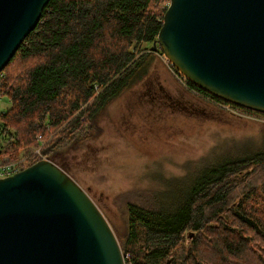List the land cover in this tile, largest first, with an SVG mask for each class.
<instances>
[{"label":"trees","instance_id":"1","mask_svg":"<svg viewBox=\"0 0 264 264\" xmlns=\"http://www.w3.org/2000/svg\"><path fill=\"white\" fill-rule=\"evenodd\" d=\"M168 2L50 0L0 71V95L10 101L0 112V163L25 158L28 166L40 147L79 183L75 155L103 133L109 106L155 58L151 46ZM186 83L216 106L227 104ZM147 96L160 104L152 89ZM190 169L116 194L122 227L107 219L122 253L133 264H264V131L258 142L215 152Z\"/></svg>","mask_w":264,"mask_h":264},{"label":"water","instance_id":"2","mask_svg":"<svg viewBox=\"0 0 264 264\" xmlns=\"http://www.w3.org/2000/svg\"><path fill=\"white\" fill-rule=\"evenodd\" d=\"M50 0H0V71ZM215 97L264 114V0H169L151 48ZM0 264H124L102 210L41 158L0 178Z\"/></svg>","mask_w":264,"mask_h":264},{"label":"rangeland","instance_id":"3","mask_svg":"<svg viewBox=\"0 0 264 264\" xmlns=\"http://www.w3.org/2000/svg\"><path fill=\"white\" fill-rule=\"evenodd\" d=\"M154 51L146 72L109 106L101 120L103 133L89 142L81 158L75 155L80 166L73 171L80 185L116 228L122 227L115 199L119 192L155 187L160 176L181 177L215 152L258 142L264 131L261 116L227 111L187 90L158 45ZM151 89L160 104H150ZM9 105V98L0 96V112Z\"/></svg>","mask_w":264,"mask_h":264},{"label":"built area","instance_id":"4","mask_svg":"<svg viewBox=\"0 0 264 264\" xmlns=\"http://www.w3.org/2000/svg\"><path fill=\"white\" fill-rule=\"evenodd\" d=\"M163 56V54H162ZM165 58V56H163ZM174 76L176 77V79L183 85V86H186L187 85V77L181 73L180 71H178L176 68H174L172 70ZM188 86V85H187ZM192 90V89H191ZM193 91V90H192ZM194 92V91H193ZM1 96V95H0ZM208 99V98H207ZM211 99V98H210ZM209 99V100H210ZM212 100V99H211ZM222 100V99H220ZM224 101V100H223ZM213 102V101H212ZM226 102L227 104H222V103H217L218 105H220L221 107L223 108H226L227 110H232V109H229L231 106L230 105H233L227 101H224ZM262 120H264V116H262ZM38 139H40V136L38 135L37 136ZM33 153L35 155H38L39 156V159L41 158H47L42 152H41V149L40 147H37V148H34L33 150ZM25 158H22V159H19V160H15V161H11V162H3V163H0V178H3V177H6V176H9V175H12L14 174L15 172L21 170L22 168H24L22 166V162L24 161ZM123 254V261H124V264H133L132 262V259L130 257V253L128 252H125V253H122Z\"/></svg>","mask_w":264,"mask_h":264}]
</instances>
